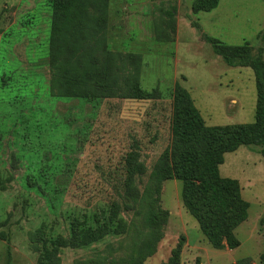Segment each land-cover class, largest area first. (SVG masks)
Wrapping results in <instances>:
<instances>
[{"label":"rangeland","instance_id":"1","mask_svg":"<svg viewBox=\"0 0 264 264\" xmlns=\"http://www.w3.org/2000/svg\"><path fill=\"white\" fill-rule=\"evenodd\" d=\"M194 2L93 3L92 16L106 4L112 10V21L107 18L105 23L104 13L97 17L109 33L86 34L101 28H91L95 24L87 21L71 30L64 43H52L50 0H0V180L6 185L0 191V264H40L48 240L58 235L70 238L72 219L88 225L96 218L108 221L114 203L118 204L115 224L125 223L124 233L108 235L87 248H62L60 264H132L133 255V264H239L247 257L264 264L261 146L228 153L220 167L222 173L224 166L232 172L228 178L240 182L250 204L248 220L235 230L241 245L234 250L213 248L183 205L181 181L151 177L173 162L177 83L190 94L207 91L208 109L203 113L207 126L254 121L250 107L257 100L255 74H239L227 66L205 36L229 46L248 42L255 54L262 45L264 0H220L217 9L206 13L195 12ZM173 9L175 18L167 17L165 12ZM178 28L181 46L156 41L174 38ZM110 38L113 46H104ZM69 45L89 46L99 66L109 64L110 74L115 72L119 81L113 83L115 75L104 78L92 89L100 96L93 100L52 96L50 46ZM110 51L134 57L111 61L106 55ZM136 69L139 88L151 93L150 100L133 98ZM62 88L79 93L76 87ZM115 93L119 97L101 98ZM233 98L245 100V112H250L246 118L227 117L222 102L232 107ZM130 154H136L145 179L151 180L147 193L140 180L129 187L121 176L127 172ZM150 212L152 225L147 228ZM154 230L162 239L153 244L154 255L144 259L149 232Z\"/></svg>","mask_w":264,"mask_h":264},{"label":"trees","instance_id":"2","mask_svg":"<svg viewBox=\"0 0 264 264\" xmlns=\"http://www.w3.org/2000/svg\"><path fill=\"white\" fill-rule=\"evenodd\" d=\"M105 0H50L53 10L52 43H61L70 36L71 30L89 21L95 24L91 32L86 34H107L105 27L97 17L110 15V9H106L99 15L92 16L93 3ZM220 0H195L193 8L195 12H211L219 5ZM175 11L165 12L169 18H175ZM104 13V14H102ZM102 14V15H101ZM200 30L201 28L195 24ZM103 27V28H102ZM90 28V27H89ZM167 29V27H166ZM166 34V33H165ZM262 45L254 54V49L249 43L241 46L225 45L222 41L205 36L206 42L211 44L213 52L220 56L229 67H250L255 74L257 90L256 121L249 125H229L211 127L205 124L199 109L196 107L190 92L176 84L174 88V115H173V162L167 166L159 167L151 177L157 181L178 180L183 183L182 200L186 210L197 220L200 229L215 249L225 247L230 250L240 247L241 242L235 234V230L248 220L250 207L242 194L240 182L236 179L224 178L220 173V166L224 164L226 153H233L241 146H261L260 154L264 158V32L260 34ZM164 39V38H163ZM72 44L73 42H65ZM89 46H50L51 53V84L50 93L55 97H89L97 99L100 96L93 92L96 84H100L104 78L113 77L110 74V65H100L96 62L94 52L88 50ZM109 51V50H108ZM109 60H121L122 53L106 52ZM94 56V57H93ZM126 57H134L130 54ZM107 65V66H106ZM105 70V71H104ZM135 81L134 99L150 100L151 93L139 88V70L136 69L133 76ZM119 81L117 74L113 83ZM90 83L91 85H86ZM63 87H76L79 93L66 92ZM90 90L91 93L85 91ZM119 97L118 93L107 94L101 98ZM168 161V159H166ZM126 174L121 175L129 187L136 179L140 180L149 192L151 180L147 182L141 166L138 164L136 154H130L126 158ZM157 177V178H156ZM6 190L5 183L0 180V191ZM118 216V204L114 203L108 221L95 222L88 225L79 218L72 219L70 223V238L65 239L58 235L47 241L41 255L40 264H60L59 251L62 248H87L91 244L103 240L108 235H119L125 231V223H116ZM153 214L147 216V228L152 225ZM155 231L149 232L147 245L148 254L144 259L153 256L155 247L153 244L160 242L162 236H156ZM152 237V238H151ZM153 239V240H152ZM153 241V243H152ZM156 245V244H155ZM181 244L174 256V262L178 263ZM264 259V255H263ZM132 256L130 263H134ZM252 258L247 257L239 264L251 263Z\"/></svg>","mask_w":264,"mask_h":264},{"label":"crops","instance_id":"3","mask_svg":"<svg viewBox=\"0 0 264 264\" xmlns=\"http://www.w3.org/2000/svg\"><path fill=\"white\" fill-rule=\"evenodd\" d=\"M219 4H220V2H219ZM219 6V5H218ZM218 8V7H217ZM216 8V9H217ZM128 8L126 7V9L124 10V11H126ZM215 10V9H214ZM213 10V11H214ZM212 12V11H211ZM206 13V12H205ZM112 10L110 11V15H109V18H111L110 20L112 21ZM123 19L124 18H122V21H123ZM179 21L180 20H178V24H179ZM183 22H185L186 23V21H183ZM133 27V26H132ZM135 28V27H134ZM138 30H140V27L139 26H137L136 27ZM145 31V30H144ZM107 32L109 33V30H107ZM146 32V31H145ZM142 34V33H141ZM149 38H151V37H149ZM152 39V38H151ZM167 40L169 41V42H167ZM182 40L183 39H181V35H180V31H179V28H178V30L176 31V34H175V36H174V38H171V39H166V40H156L158 43H160V44H163V43H167V44H174V46H181V43H182ZM245 43H248V42H244L242 45H244ZM250 44V43H249ZM74 46H76V45H74ZM104 46H113V43H112V39L110 38V40H108L107 42H106V44L104 45ZM238 46H241V45H238ZM248 68H250V67H232V69H235L234 71H238L239 72V74H242V73H249V75H252V77H254V73L252 74V72H251V70H249ZM255 84H256V82H255ZM220 85H222V84H220ZM253 85V84H252ZM241 89V93H245V91L244 90H242V88H240ZM240 89H237V92H238V94L240 93L239 92V90ZM254 92H252V94H253ZM207 94V91H202L201 92V94L199 95V94H197V95H194L193 93L191 94L192 95V98L194 99V103H195V105H196V107L199 109V111H200V113H201V115H202V117H203V119L205 120V118H204V111L205 110H207L208 109V105L205 103V98H204V96ZM201 95H203V96H201ZM196 97V98H195ZM254 97V96H253ZM199 100V101H198ZM235 103L232 107H227L226 105H225V103L224 102H222V106L224 107V109H226V111H228V116L227 117H229V118H231L232 120H236V118H246V116H247V114H249L250 112H252V110L255 112L254 113V121H253V123H255V121H256V106H257V100H256V105H254V107L253 108H251L250 107V112H245V109L247 108V106L245 105V100L244 99H241V98H233L232 100H231V103ZM198 103L200 104V105H198ZM238 107L240 108V110L238 111ZM237 109V111L235 112V113H232L231 112V109ZM253 123H249V124H253ZM249 124H244V123H234V124H227V125H209V126H211V127H216V126H229V125H249ZM242 147H246V146H241L237 151H235V152H237V153H239L240 151H241V148ZM251 147H253V146H251ZM246 149H247V147H246ZM240 150V151H239ZM234 153V152H233ZM228 153H226L225 155H227ZM248 154V153H247ZM264 159V158H263ZM224 163H225V157H224ZM223 165V164H222ZM221 165V166H222ZM220 166V167H221ZM224 170V171H223ZM222 171H223V173H224V175H223V173L221 172V170H220V173H222V175L223 176H225L224 178H228L229 176H231L232 175V172L228 169V168H225V166H224V168H222ZM248 182H252V181H250V179H248L247 180ZM252 185H253V183H251ZM254 187H256V185H253Z\"/></svg>","mask_w":264,"mask_h":264},{"label":"built area","instance_id":"4","mask_svg":"<svg viewBox=\"0 0 264 264\" xmlns=\"http://www.w3.org/2000/svg\"><path fill=\"white\" fill-rule=\"evenodd\" d=\"M247 264H255L254 262H251V263H247Z\"/></svg>","mask_w":264,"mask_h":264}]
</instances>
